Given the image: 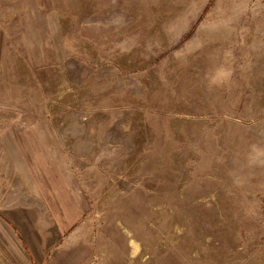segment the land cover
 I'll use <instances>...</instances> for the list:
<instances>
[{
    "label": "rangeland",
    "instance_id": "obj_1",
    "mask_svg": "<svg viewBox=\"0 0 264 264\" xmlns=\"http://www.w3.org/2000/svg\"><path fill=\"white\" fill-rule=\"evenodd\" d=\"M0 264H264V0H0Z\"/></svg>",
    "mask_w": 264,
    "mask_h": 264
},
{
    "label": "crops",
    "instance_id": "obj_2",
    "mask_svg": "<svg viewBox=\"0 0 264 264\" xmlns=\"http://www.w3.org/2000/svg\"><path fill=\"white\" fill-rule=\"evenodd\" d=\"M5 244V243H4ZM5 247H6V252H8L10 255H12L13 254V250L11 251L9 248H8V245L7 244H5ZM4 256L6 257V258H8V256H7V254L6 253H4Z\"/></svg>",
    "mask_w": 264,
    "mask_h": 264
}]
</instances>
